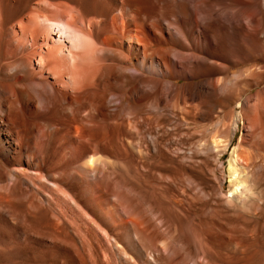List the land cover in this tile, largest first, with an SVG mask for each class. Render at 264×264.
Here are the masks:
<instances>
[{"label": "bare ground", "instance_id": "bare-ground-1", "mask_svg": "<svg viewBox=\"0 0 264 264\" xmlns=\"http://www.w3.org/2000/svg\"><path fill=\"white\" fill-rule=\"evenodd\" d=\"M259 61L264 0H0V264H264Z\"/></svg>", "mask_w": 264, "mask_h": 264}, {"label": "rangeland", "instance_id": "rangeland-1", "mask_svg": "<svg viewBox=\"0 0 264 264\" xmlns=\"http://www.w3.org/2000/svg\"><path fill=\"white\" fill-rule=\"evenodd\" d=\"M258 66L259 64V66H262V65H264V62L263 61H259V62H249V63H247V65H243L241 68L242 69H246V68H253V67H255L256 65ZM262 64V65H261ZM254 65V66H253ZM257 91V89H253V93H255ZM249 94H251L250 92H248V94H247V96L249 95ZM244 99H245V97H244ZM243 99V100H244ZM246 130H245V125L243 124V122H240V127H239V132H238V134H237V136H236V138H235V140H234V145H236L237 143H238V141H239V139H240V137L243 135V133L245 132ZM232 150H233V147H231L229 150H228V152H227V159L225 160V166L227 167L228 166V160H229V158H230V154H231V152H232ZM227 179V178H226ZM229 181H228V179H227V183H228ZM253 222V223H252ZM250 223L251 224H249V222H247V227H253L254 225H256V222H254V221H250ZM255 223V224H254Z\"/></svg>", "mask_w": 264, "mask_h": 264}]
</instances>
